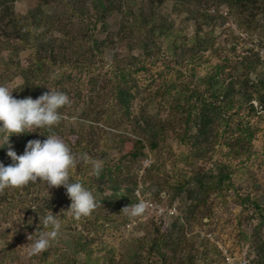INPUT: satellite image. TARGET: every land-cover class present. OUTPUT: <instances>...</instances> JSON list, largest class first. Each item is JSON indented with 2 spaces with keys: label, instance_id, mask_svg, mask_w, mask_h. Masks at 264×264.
Masks as SVG:
<instances>
[{
  "label": "trees",
  "instance_id": "obj_1",
  "mask_svg": "<svg viewBox=\"0 0 264 264\" xmlns=\"http://www.w3.org/2000/svg\"><path fill=\"white\" fill-rule=\"evenodd\" d=\"M16 1L0 0V37H4L7 42L18 39L22 48L31 49V44H33L31 42L37 41L36 31L47 28V22L33 14L30 18L16 14L14 7ZM50 1L45 0V4H50ZM166 1L70 0L66 3V8L72 14L70 15L72 20L66 21L63 19L64 16L57 20V30L62 34L65 33V37L51 41L49 48L42 50L46 54H35L33 62L39 65V70L42 68L40 64L48 63L52 68H70L71 71L76 69L80 73L89 74L93 68L97 67L92 60V57L95 56L94 53L103 55L105 44L107 41L113 43L112 40L116 35V39L131 41L132 44L134 42L142 48L140 56H131L130 59L125 57L124 60L116 59L115 65H112L109 73L104 76L106 77L104 85L111 86L110 91H112L114 104L108 105L101 115L106 120V126L110 129L98 126L94 128L93 126L90 131L79 133L71 130L70 136L76 135V139L72 142L69 135L67 138L62 132L64 114L61 110L60 123L52 128L37 129L38 132L41 131L39 136L31 130H26V133L13 134L10 137V144L17 155L23 154L28 141L34 139L43 141L47 138L46 136L55 134L62 137L74 153H87L92 159L103 161V168L99 176L94 174L91 165H82L70 170V181H81L86 188L93 192L97 202V207L92 213L80 219L74 218L67 211L71 201L63 186L47 189L46 182L38 179L36 182H29L26 186L0 190L1 204L3 202H13L16 206L20 204L27 216L32 217L31 225L28 224L29 221L25 225L31 236L40 235V230H42L39 215H58L62 224L59 234L51 241L49 248L39 254L30 255L28 262L19 258V264H34V262L36 264L212 263V258L209 255L210 243L207 240L201 241L199 246L202 249L197 248L198 236L192 235L191 231H188V226L192 228L197 224L196 213L198 211L202 212L203 217L211 216L213 208L205 214L203 211L208 207V200L213 193H219L222 196V191L225 188L229 189L234 186L232 172L223 170V168H228L224 166L219 168L217 175L209 172L204 173L203 170H200L187 182H166L162 188L168 192H166L168 196L166 203L173 204L183 191L186 193V199L185 197H181V199L184 202L191 201L189 205H186L188 207L184 216L179 212L173 217L170 229H164L162 225L156 224L158 221L150 215L151 220L138 225V229H142L143 235L126 241L120 248L111 247L103 241V234L106 233L109 226L123 220H130V217L121 210L131 203L138 202L135 195L139 185L136 170L141 167L146 158L147 147L154 151L157 150L168 134H172L180 144L192 145L195 148V152L189 157V164L192 165L191 162L194 158L198 159L207 155L219 144L222 137L221 129L226 127L228 133L226 143L230 147L228 153L231 157L241 159L251 155L250 139L253 137V132L239 113L240 109H243L239 106V102L242 101L249 110L254 112L257 110L253 102L257 101L261 110H264V77H261L258 72L259 66L262 64L259 53H253L252 50L249 54L243 53L237 56L234 63L231 59L225 58L223 62L216 65L213 72L208 73L201 81H195L192 68L185 69L183 67L184 63L186 67H192L193 64L199 63L202 59L197 51L207 53L213 47L209 40L199 36L201 26H198L196 30L193 48H190L194 52L190 54L189 60L180 58L177 52L170 55L161 53L156 38L167 33L170 35L169 32L174 29L169 23L167 15L162 12ZM200 1L201 6L207 3L205 0ZM222 1L232 7L242 9L241 14L248 12L241 24L246 28V31H249L247 29H250L251 25L264 19V0H214L213 2L222 3ZM91 6L95 16L91 13ZM178 10L181 12L187 10L194 20L201 16L203 21L210 22L213 18L207 6L203 10L198 7L194 10V8H187L185 2L176 1L175 11ZM114 17L119 19L117 20L119 25L121 23L122 31L120 33L109 34L110 32H108L110 40L106 38L97 41L92 37H87L90 27L95 29L98 23L102 24L103 29L108 30V22ZM75 19H78L79 24ZM69 34L72 35V38L74 37L76 42L87 44L88 47L85 46L83 54L79 53L81 49L78 52L72 49V41L66 37ZM176 45L177 43H175V47ZM194 47L198 49L195 51ZM230 48L237 51L234 46L230 45ZM89 52L91 53L88 54ZM163 58L168 63L165 69L169 73H176L178 77L165 80V76L162 75L161 84L150 96V99H155L158 96L164 98L173 94L174 96H170L171 100L168 101L169 114L166 118L154 121L153 117L146 116L142 109L139 116L133 117L131 122L137 129L143 130V138L135 140L123 133L115 134L119 133L117 132L119 127L117 119L121 115L126 116L127 119L132 116L133 102L137 98L138 92L135 75L140 71H146L148 61L156 63L157 60ZM252 76H255V79H252ZM68 80L71 78L67 79L66 77L65 80V77L62 76L56 82L61 89L59 91H70L72 88L70 84L74 81L72 79L69 84ZM92 82L97 81L92 79ZM32 93L28 97L36 99L40 96L39 91ZM114 112L117 115L115 119ZM82 116V119H87L89 115L84 112ZM234 131H236L235 136ZM7 150V147L0 149V162H3L5 166L12 163L11 158L7 156ZM114 151L120 154L118 158H112L111 153ZM157 169V165L146 169L145 175L141 178L143 184L151 180V173ZM190 183H195L196 187L189 188ZM124 185L126 193L121 194V188ZM164 190L159 192V197H161V193H165ZM237 198L239 199L240 196L237 195ZM158 200L162 201L163 199ZM239 200L243 205L245 202L252 201L249 196ZM252 203L260 210L258 202L252 201ZM79 225L81 228L77 227ZM262 249V254L258 253V259L253 262L254 264H264V243ZM213 250L218 251L217 248ZM14 255L13 245H8V249L4 248L0 251V263L14 261L16 259ZM52 258L55 260L53 261Z\"/></svg>",
  "mask_w": 264,
  "mask_h": 264
},
{
  "label": "rangeland",
  "instance_id": "obj_2",
  "mask_svg": "<svg viewBox=\"0 0 264 264\" xmlns=\"http://www.w3.org/2000/svg\"><path fill=\"white\" fill-rule=\"evenodd\" d=\"M176 1H183L186 3L187 8H194V10L197 7L203 10L207 6L213 18L210 22L203 21L201 16L194 20L187 10L175 11ZM213 1L205 0L207 3L201 6L200 0H167L164 9H162L174 29L169 32L170 35L167 33L168 35L163 34L156 38L161 53L170 55L177 52L180 58L189 60L190 54L194 52L190 48H193L192 45L195 42L198 26H201L199 36L202 39L209 40L213 46L207 53L197 51L202 59L199 63L193 64L192 67H186L185 63L183 64L185 69L192 68L194 70L195 81H201L204 76L213 72L216 65L223 62L225 58L231 59L234 63L237 56L243 53L249 54L252 50L253 53L260 54L261 50L264 51V19L254 23L250 26V29H247L249 31H246V28L241 24L248 12L241 14L242 9L232 7L225 1H222V3H214ZM50 2L47 5L45 0H17L15 2L16 14L25 18H30L33 14L38 18L45 19L47 28L36 31L37 41L31 42L33 43L31 49L22 48V44L18 39L7 42L4 37H0V85L13 91L12 95L15 98L23 99L31 96L33 91H39L41 96L49 89L61 90L56 82L62 76L65 77V80L66 77L67 79L68 77L71 78V80H68L69 84L73 79L74 82L70 84L72 88L69 92H65L70 98V104L59 111L63 110L64 114L62 132L67 138L69 135V138L74 142L76 135L70 136L71 130L79 133L90 131L93 126L94 128L98 126L99 128L110 129L106 126V120L101 115L108 105L114 104L112 91H110L111 86L104 85L106 79L104 76L109 73L112 65H115L116 59L124 60L125 57L130 59L131 56H140L142 48L134 42L132 44L131 41H123L120 38L118 40L116 35L112 40L113 43L107 41L105 44L103 55L94 53L95 56L92 57V60L97 67L93 68V71L89 74L80 73L76 69L71 71L70 68H52L48 63L40 64L42 68L39 70V65L33 62L35 54H46L42 50L49 48L51 41L65 37V33L62 34L57 30V20L63 16L66 21L72 20L70 16L72 14L66 8V3L70 0H51ZM146 6L144 7L146 8ZM63 12L65 13L63 14ZM91 13L95 16L92 6ZM77 20L75 19L76 23L79 24ZM117 20L119 19L115 17L109 20L108 30L103 29L101 23H98L95 29L90 27L87 37H92L97 41L106 38L110 40L108 32H110L109 34H116L122 31L121 23L119 25ZM242 34H244V37ZM71 36L69 34L66 37L72 41V49L76 52L81 49L79 53L83 54L85 46L88 47L87 44L83 45L76 42L73 39L74 37ZM175 43H177L176 47ZM230 45L236 47L237 51L230 48ZM194 48L195 51L198 49L197 47ZM260 57L262 64L259 66L258 72L261 77H264V55L260 54ZM167 64L164 58L157 60L156 63L148 61L146 71H140L135 75L138 92L137 98L133 102L132 116L127 119L126 116L121 115L117 119L119 122H117L119 126L117 132L119 133L115 134L123 133L135 140L143 138V130L137 129L135 124L131 122L133 117L139 116L142 109L145 111L146 116H152L154 121L167 117L169 114L168 101L174 95L170 94L164 98L158 96L155 99H150V96L161 84L162 75L165 76V80L177 79L178 77L176 73H169L165 69ZM92 79L97 82H92ZM252 79H255V76H252ZM184 81L186 80L184 79ZM253 104L257 111L253 112L248 109L245 103L239 102V106L243 108L240 109L239 113L253 132V137L250 139L252 144L250 156L237 159L229 155L230 147L226 143L228 133L226 127H222V137L219 144L211 149L207 155L198 159L194 158L191 162L192 165L189 164V157L193 155L195 148L192 145L180 144L172 134H168L157 150L154 151L147 147L145 150L146 158L141 167L136 170L140 182L141 171L144 169L146 161L151 166L157 165V171L151 173V180L144 184V192L151 193L155 202H159L168 209L175 206L178 213L181 212L183 216L188 207L186 205H189L191 201L184 202L181 199V197L186 199V193L183 191L173 204L166 203L168 201L167 190L162 189L166 182H187L200 170H203L204 173L209 172L217 175L219 168L223 166L228 167L223 168V170L232 172L234 186L229 189L225 188L222 191V196L219 193H213L208 200L210 204L208 203V207L204 209L203 213L205 214L213 208L211 216L203 217L202 212L198 211L196 213L197 224L193 225L192 228L188 226V231H191L192 235L198 236L197 248L200 247L199 243L201 241L207 240L210 243L211 264H228L222 253L224 250H227L228 255H232L236 262L246 257L250 264H254L253 262L258 259V253L262 254V244L264 243V110H261L257 101H254ZM84 112L89 115L87 119H82ZM116 117L117 115L114 112V119ZM29 130L37 133L38 136L41 133L37 129ZM235 134L236 131H234V136ZM2 136L3 134H0V141H2ZM59 138L64 141L62 137ZM111 155L112 158H118L120 154L114 151ZM195 187V183L189 184V188L194 189ZM162 190L165 193H161L162 195L159 197L158 194ZM125 193L126 186L124 185L121 188V194ZM237 195L242 199L249 196L252 201L258 202L260 210L252 201L245 202L244 205L241 204V200L237 198ZM160 198L163 200H158ZM173 217L166 215L163 220L156 222V224L162 225L164 229H170ZM31 219L32 217L27 216L20 204L16 206L13 202L0 203V251L4 248L8 249V245H13L14 257L16 258L14 261H6L0 264H19V258L25 261L29 259L30 245L37 237L36 235L31 236L25 226L28 221V224L31 225ZM148 220H151L150 216L143 214L111 225L103 234V241L111 247L120 248L126 241L143 235L142 229H138V225L148 222ZM77 227L81 228V225ZM34 232H36L35 229ZM214 248H217L218 251H214ZM52 260L54 261L55 258H52ZM34 264L36 263L34 262ZM201 264H204V262H201Z\"/></svg>",
  "mask_w": 264,
  "mask_h": 264
},
{
  "label": "clouds",
  "instance_id": "obj_3",
  "mask_svg": "<svg viewBox=\"0 0 264 264\" xmlns=\"http://www.w3.org/2000/svg\"><path fill=\"white\" fill-rule=\"evenodd\" d=\"M49 89V88H48ZM8 87L0 85V149L8 148L7 156L12 163L5 166L0 162V190L22 187L29 182H46L47 189L63 186L71 203L68 208L74 218L80 219L97 207L95 196L84 184L70 181V170L82 165H91L96 176L100 175L103 161L92 159L87 153H74L70 146L55 134L45 140L27 142L24 152L17 155L10 144L13 134L26 133L29 129L52 128L62 119L59 111L70 104L69 96L62 91L49 89L36 99H17ZM148 203L140 200L124 207L121 211L131 218L139 217L148 210ZM40 235L30 245V255H36L50 247L59 234L62 224L55 214L39 215ZM46 230V231H45Z\"/></svg>",
  "mask_w": 264,
  "mask_h": 264
},
{
  "label": "built area",
  "instance_id": "obj_4",
  "mask_svg": "<svg viewBox=\"0 0 264 264\" xmlns=\"http://www.w3.org/2000/svg\"><path fill=\"white\" fill-rule=\"evenodd\" d=\"M242 36L244 37V34H242ZM260 54L264 55V51L261 50ZM149 167H151V165L149 164L148 161H146L145 167L141 171V178L144 176L146 169ZM135 195L138 199V202L140 200H144L149 205L148 210L144 214L155 217L157 221H161L162 219L165 218L166 215L176 216L178 214V210L175 206L168 209L166 208V206L159 204V202L158 203L155 202L153 200L154 198H152L151 193L144 192V184L141 180L136 189ZM222 253L228 264H250V261L246 257H243L241 258L242 259L241 261L236 262V259L233 258L232 255H228L227 250L222 251Z\"/></svg>",
  "mask_w": 264,
  "mask_h": 264
}]
</instances>
